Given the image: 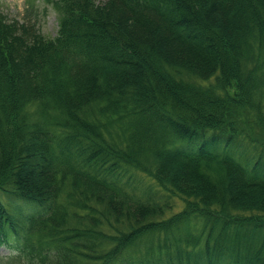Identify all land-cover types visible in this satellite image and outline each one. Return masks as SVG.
Returning <instances> with one entry per match:
<instances>
[{"label":"trees","instance_id":"16d2710c","mask_svg":"<svg viewBox=\"0 0 264 264\" xmlns=\"http://www.w3.org/2000/svg\"><path fill=\"white\" fill-rule=\"evenodd\" d=\"M45 1L55 36L0 12V191L42 206L0 202V264H264V152L229 151L220 95L264 97V0Z\"/></svg>","mask_w":264,"mask_h":264},{"label":"rangeland","instance_id":"374dc122","mask_svg":"<svg viewBox=\"0 0 264 264\" xmlns=\"http://www.w3.org/2000/svg\"><path fill=\"white\" fill-rule=\"evenodd\" d=\"M0 12L3 13L9 20L36 23L38 28H40V30L45 35L55 36L57 33L59 26L58 12L54 5L47 3L45 0H34V3H31L30 0H0ZM260 73L262 72H258V74ZM210 82H214V79ZM255 84L257 83L255 82ZM255 87L258 88V84L255 85ZM256 88L253 87L252 89ZM227 89V91L224 89V92L220 94H225V98H227V95L230 97L226 99V102L229 103V111L232 117L230 116L229 120L226 122L225 129L227 130V134H232L236 138L240 137L242 139L240 147L244 148L243 152L245 157H243V154H241L237 147L233 146L229 148V151L235 152L236 156L242 162H246L245 160L248 159L251 162V165L253 161H256L255 159L260 154V152H264V97H261L260 99L258 98V94L260 92L258 89H256L258 91V93H256V98L250 96L249 94L246 95L243 90L244 88L242 89L235 84L230 85ZM95 118H97L99 123L102 124V127H104L103 125L105 124L103 123H106L105 116L98 115ZM143 120L152 124L155 130L158 128V126L163 127L164 125L161 117L156 114L150 113L145 115ZM116 124L117 123L113 124L115 126L111 128H116ZM166 125L171 127L170 124ZM113 130L114 132L116 131L115 129ZM172 136L173 135H171V137ZM138 164L139 167L136 166L133 170H131V176H134L136 180L140 181L143 187L151 188V192L156 191L159 193L160 196H162V200L165 199V202L170 206V209L167 210V213L164 216L165 218L179 219L177 223H180V232L182 231L181 229L187 225L188 220L191 222H197L199 215L190 214L187 203H185L181 197L170 193L167 188L156 179L152 172L153 165L151 161L145 162L143 166L141 163ZM127 168L130 167L127 166ZM262 169L264 170V166ZM69 187L70 182L67 181L65 190H68ZM0 198L2 199H0V202L3 205L6 206L7 203L11 208H13V210H17L16 214L33 211V207L35 209L42 207L31 201H28L26 203L27 205L17 202V199L10 197L9 195L6 197L1 191ZM186 215H188V217ZM18 223V230L21 232L24 223L22 220H18ZM248 238L243 237L245 240H248ZM256 239L257 236L255 239L253 236H251L249 244L253 245ZM10 252L11 250L7 246L0 247L1 254L6 255Z\"/></svg>","mask_w":264,"mask_h":264}]
</instances>
